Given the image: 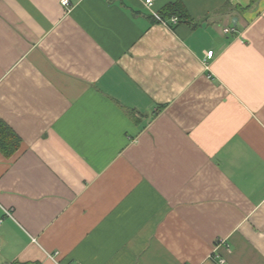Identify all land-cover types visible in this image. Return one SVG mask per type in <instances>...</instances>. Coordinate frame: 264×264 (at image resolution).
Returning a JSON list of instances; mask_svg holds the SVG:
<instances>
[{"label":"crops","instance_id":"crops-1","mask_svg":"<svg viewBox=\"0 0 264 264\" xmlns=\"http://www.w3.org/2000/svg\"><path fill=\"white\" fill-rule=\"evenodd\" d=\"M0 122V264H264V0H0Z\"/></svg>","mask_w":264,"mask_h":264},{"label":"trees","instance_id":"trees-1","mask_svg":"<svg viewBox=\"0 0 264 264\" xmlns=\"http://www.w3.org/2000/svg\"><path fill=\"white\" fill-rule=\"evenodd\" d=\"M163 17L177 15L180 21L191 22V17L182 2H170L161 11ZM20 145V137L5 123L0 122V149L10 155Z\"/></svg>","mask_w":264,"mask_h":264},{"label":"built area","instance_id":"built-area-1","mask_svg":"<svg viewBox=\"0 0 264 264\" xmlns=\"http://www.w3.org/2000/svg\"><path fill=\"white\" fill-rule=\"evenodd\" d=\"M63 4L64 5H69L70 4V0H62ZM146 3L148 5H152L153 4V0H146ZM154 16L155 18L161 22V23H165V24H168V23H177L179 21V18L177 15H173L172 17H170L168 20L166 18H164L160 13L158 12H155L154 13ZM235 32V27H230V26H227L223 29V33L225 34H231V33H234ZM214 55V50H210L207 52V57H213ZM7 214H11L9 211H6ZM2 220L3 219H0V225L2 223Z\"/></svg>","mask_w":264,"mask_h":264},{"label":"water","instance_id":"water-1","mask_svg":"<svg viewBox=\"0 0 264 264\" xmlns=\"http://www.w3.org/2000/svg\"><path fill=\"white\" fill-rule=\"evenodd\" d=\"M237 20V18H234V21H236Z\"/></svg>","mask_w":264,"mask_h":264}]
</instances>
